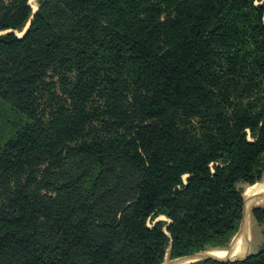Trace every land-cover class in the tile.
<instances>
[{
  "label": "trees",
  "instance_id": "obj_1",
  "mask_svg": "<svg viewBox=\"0 0 264 264\" xmlns=\"http://www.w3.org/2000/svg\"><path fill=\"white\" fill-rule=\"evenodd\" d=\"M31 1L0 0V264L227 249L264 178V0Z\"/></svg>",
  "mask_w": 264,
  "mask_h": 264
},
{
  "label": "rangeland",
  "instance_id": "obj_2",
  "mask_svg": "<svg viewBox=\"0 0 264 264\" xmlns=\"http://www.w3.org/2000/svg\"><path fill=\"white\" fill-rule=\"evenodd\" d=\"M156 2V0H151V3ZM31 5L33 7L34 10H37L38 8V0H32ZM162 8V15H161V22L164 23L165 21H167L170 16L172 15L173 11L166 5L162 4L161 5ZM26 31V30H25ZM20 37L23 36V32H18L17 33ZM37 93L40 95L41 98V108L42 110H44V107H48L47 102L49 100H52L54 97L56 98H61L62 97V89H61V81H60V75L59 73H57L56 71H54L53 68L48 70V74L43 78L41 84H39V86L37 87ZM52 175H50L51 177ZM43 177L40 175V177L38 178V182L37 183H42ZM51 183H55V181L53 179L50 180ZM262 183H264V178L261 181ZM255 185V184H254ZM253 186V185H252ZM251 188V186L248 187H244V194L245 192ZM42 193H45L47 191L46 188H42L41 189ZM52 197H55V194L51 193ZM259 209L260 215H258V217H255L253 215V210ZM159 220H165L163 218H160ZM249 226H250V232H251V238H250V252L251 254L259 251L263 244H264V203L256 206L255 208L253 207L250 210V218H249ZM150 227H153V224H149ZM230 247H228L227 249H217V250H210V251H215V252H228ZM216 254V253H215ZM212 256H215L214 254ZM217 256V254H216ZM210 257V256H209ZM169 257H167L166 259H168ZM170 259V258H169ZM167 262L169 260H166ZM196 262V261H195ZM195 262H191V263H195ZM191 263H186V264H191Z\"/></svg>",
  "mask_w": 264,
  "mask_h": 264
},
{
  "label": "bare ground",
  "instance_id": "obj_3",
  "mask_svg": "<svg viewBox=\"0 0 264 264\" xmlns=\"http://www.w3.org/2000/svg\"><path fill=\"white\" fill-rule=\"evenodd\" d=\"M26 32V31H25ZM24 32V33H25ZM244 198V204L246 207V225H244V231L240 234L239 238L235 242V246L237 248V251H239L240 254L245 253V245L247 241V234H248V221L250 218V210L256 206H259L264 203V183L259 182L254 186H251L245 194L243 195ZM165 219V218H163ZM234 245V244H233ZM215 256H212V255ZM210 256V257H209ZM227 257V256H223ZM228 257H231L228 255ZM206 259H216V260H224L227 261L228 259H218L216 258V254L213 251H206L201 253L200 255L192 256V257H187L186 259L179 260L173 263L170 262H165L163 264H186V263H191V262H198Z\"/></svg>",
  "mask_w": 264,
  "mask_h": 264
},
{
  "label": "crops",
  "instance_id": "obj_4",
  "mask_svg": "<svg viewBox=\"0 0 264 264\" xmlns=\"http://www.w3.org/2000/svg\"><path fill=\"white\" fill-rule=\"evenodd\" d=\"M249 225L250 224H249V221H248V234H247V241H246V245H245V253L244 254H240L239 251H237V248H236L235 243H234V245L231 247L230 250H228V252H223V253L221 252L220 253V252L213 251V252H215L217 254L216 258H218V259H228L230 261H237V260H244L249 255H251V252H250L251 232H250V226ZM228 255H230L231 257H228ZM223 256H227V257H223ZM184 259H186V258H184ZM166 260H169L168 262L173 263V262H176V261H179V260H183V259L171 261L168 258ZM166 260H165V262H166Z\"/></svg>",
  "mask_w": 264,
  "mask_h": 264
},
{
  "label": "water",
  "instance_id": "obj_5",
  "mask_svg": "<svg viewBox=\"0 0 264 264\" xmlns=\"http://www.w3.org/2000/svg\"><path fill=\"white\" fill-rule=\"evenodd\" d=\"M28 28V27H27ZM27 30V29H26ZM246 207H245V204H244V211H243V219L241 221V224H240V228L237 232V234L234 236V238L232 239V242L230 244V248L229 250L231 249V247L233 246V244L235 243V241L239 238L240 234L242 233V231H244V225H246ZM181 259H184V258H181ZM171 261H175V260H172L170 259ZM179 260V259H177ZM227 261H230V260H227ZM164 263V262H163Z\"/></svg>",
  "mask_w": 264,
  "mask_h": 264
}]
</instances>
